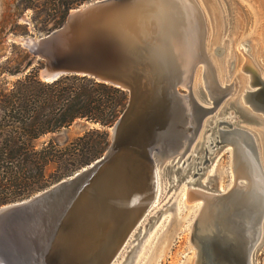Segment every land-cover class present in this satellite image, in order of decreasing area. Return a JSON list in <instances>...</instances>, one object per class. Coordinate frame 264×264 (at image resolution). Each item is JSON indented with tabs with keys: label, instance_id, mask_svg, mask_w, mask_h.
I'll use <instances>...</instances> for the list:
<instances>
[{
	"label": "water",
	"instance_id": "water-1",
	"mask_svg": "<svg viewBox=\"0 0 264 264\" xmlns=\"http://www.w3.org/2000/svg\"><path fill=\"white\" fill-rule=\"evenodd\" d=\"M206 34V16L198 0H95L70 9L63 24L47 35L20 39L45 61L39 72L42 80L84 75L129 94L127 107L111 127L112 143L101 158L27 199L0 206V234L35 228L31 264H112L152 209L157 175L171 181V189L191 170L195 177L203 169L205 160L197 156L191 155L184 169L174 163L162 169L161 160L179 152L177 134L190 137L183 142L187 146L195 140L201 118L211 115L229 91L216 81L205 50ZM192 42H198L203 58L191 65L189 82L182 83L174 55ZM200 65L204 79L208 71V83L223 90L212 94L205 83L208 93L200 96L208 99V107L191 92H178L180 86L191 91ZM176 98L186 106L179 112L177 128L171 121ZM191 102L194 109L187 106ZM231 107L240 119L259 122L258 114L264 115V80L254 76ZM227 119L210 123L211 135H218V141L202 143V158L230 147L235 171L249 146L252 166L264 181L253 135L235 117ZM238 138L243 145L236 142ZM237 188L234 184L205 192L189 187L191 199L201 197L208 205L190 225L196 264H255V254L264 244V202L260 204L264 199L243 194L230 206L233 212L220 211ZM194 190L202 193L196 195ZM0 264H6L1 253Z\"/></svg>",
	"mask_w": 264,
	"mask_h": 264
},
{
	"label": "rangeland",
	"instance_id": "rangeland-1",
	"mask_svg": "<svg viewBox=\"0 0 264 264\" xmlns=\"http://www.w3.org/2000/svg\"><path fill=\"white\" fill-rule=\"evenodd\" d=\"M198 1L206 16L205 50L213 63L218 85L229 91L225 92L221 104L211 115L206 114L201 118L199 127L194 133L195 140L177 167L181 169L185 167L189 159L192 160V156L201 157L200 160H205V165L195 177L191 170L179 182H173L171 189V181L162 180L160 175L161 186L157 200L133 230L112 264L195 263L196 250L190 242V225L200 211L203 201L191 199L189 194L187 195L188 189L195 187L205 192L213 188L228 189L235 179L230 147H223L205 159L202 158L204 155L202 143L205 142L206 145L211 137L216 140V134L212 136L210 129V123H214L216 119L225 121L228 118L227 120L233 121L230 116L235 117L239 121V126L253 135L264 167V115L258 114L259 122H248L240 119L231 107V103L240 98L254 76L258 75L264 80V0ZM56 14L57 11L53 9L51 0H41L36 8L26 7V1L23 0H0V91L11 88L24 73L29 71L27 69L22 74L2 72L7 57L15 58L19 45L24 46L20 39L41 37L50 33L55 29V20L58 18L53 17ZM39 60L41 59L36 57V62ZM16 65V58L10 60L11 69ZM206 79V77L204 79V68L200 65L196 69L191 91L180 86L178 92L181 95L191 92L200 103L208 107V99H202L200 96L202 93L206 95L208 93ZM223 126L224 124L221 125ZM94 128L101 129L97 123L77 119L68 127L39 137L35 144L41 148L53 140L60 147H64ZM106 130L109 132L111 144L112 128ZM179 158L180 155H177L175 161ZM185 160L187 161L184 165ZM169 163H171L170 158L164 159L162 169ZM56 170L57 166L52 164L47 168L46 173L52 177ZM192 180L194 182L189 183ZM55 183L57 181L47 188ZM34 235L36 234L33 227L12 229L8 233L0 234V253L5 263L31 264L36 248ZM254 263L264 264V244L256 252Z\"/></svg>",
	"mask_w": 264,
	"mask_h": 264
},
{
	"label": "trees",
	"instance_id": "trees-1",
	"mask_svg": "<svg viewBox=\"0 0 264 264\" xmlns=\"http://www.w3.org/2000/svg\"><path fill=\"white\" fill-rule=\"evenodd\" d=\"M36 8L41 0H23ZM57 14L54 27L63 24L70 9L92 0H51ZM28 32V30H27ZM17 65L4 61L3 73L22 74L11 88L0 91V206L16 202L73 175L101 158L110 144L109 132L127 107V91L92 77L62 75L44 81L39 72L45 61L19 45ZM77 119L99 124L64 147L50 140L41 148L35 141L70 126ZM104 128V129H102ZM56 165L54 176L46 171Z\"/></svg>",
	"mask_w": 264,
	"mask_h": 264
},
{
	"label": "bare ground",
	"instance_id": "bare-ground-1",
	"mask_svg": "<svg viewBox=\"0 0 264 264\" xmlns=\"http://www.w3.org/2000/svg\"><path fill=\"white\" fill-rule=\"evenodd\" d=\"M93 1H95V0L89 1V3L93 2ZM86 4H88V3H84L82 5H86ZM119 27L121 29L123 28L122 25H119ZM190 35H191V32H190ZM201 58H203V57H201V55H200V45L198 44V42L190 43V45L187 46L184 51H181L177 56L174 55V59H175V62L177 64V67H178L177 68V77H179V79L182 81V83H188L189 82L190 73H191V65L194 62L199 61ZM194 75H195V73H194ZM194 75H193L192 80H194ZM205 77L207 78L206 79L207 88L210 89L212 94H219V91L223 92V90L221 88H219L216 84L214 85V84H210V83L207 82L208 81V71H206ZM241 100H242V103H244L243 102V97H242ZM175 103H176V105L173 106V107H174V112L176 113V116L172 117L171 121H172V124L174 125V127L177 128L178 125L179 126L181 125V121L179 120V118H177V117H179V112L182 113V111H184L186 106H184V101L181 100L180 98H176ZM187 106L189 108L194 109L192 102L189 105H187ZM230 119L234 120L233 116H230ZM217 137H218V135H217ZM217 137H216V140L218 141ZM177 138L179 139V142H180V144H179V152L177 154H175L174 156H170L169 157L171 159V163H174L176 165V167H177V165H179L181 163V160L184 157L185 153L188 151V149L190 148V146L194 142V141L191 142L188 146L186 145L187 144L186 142L183 143L186 138H190L186 134L183 135V136H180V135L177 134ZM212 139L213 138L211 137L210 138V142H207L206 145L211 144L212 143ZM239 140H240V142L243 145L244 140L242 138H238V140L236 142H238ZM244 147H245V145H244ZM249 151L250 150H249V146H248V147H246V150L244 151L245 152L244 155H246V158L238 161V163H237L238 166L235 167V171H234V178L235 179H234L233 185L235 184V186L236 185L238 186V188L236 190V194H235L234 197L232 196L233 198L232 197L229 198L221 206L220 211H222V210H224L226 208L227 210L233 212L234 208H230V206L233 205L235 200L241 199V196L243 194H252V193H254V194H257L259 196V198H263L264 199V181L259 178V174L256 172L255 167L252 166L253 163H252V159H251V155H250ZM177 155H180V158L177 161H175ZM169 158H167V159H169ZM161 161L163 163L164 159H162ZM186 161L187 160L184 161V163H183L184 165H185ZM190 161L191 160L189 159V162ZM185 167H183L182 169H184ZM236 176H241L242 179L237 178ZM160 179H161L160 178V174H158L157 178H156L155 194H154V198H153V200L151 202L152 206H153L154 202L157 200L156 198L159 195V190H160V186H161L160 185L161 184L160 183ZM199 193H202V192H200L198 190H194V194L198 195ZM188 194H189V192L187 193V195ZM199 199H202V198L200 197ZM202 201H203V199H202ZM263 202L264 201L261 200L260 204H262ZM200 207H201V209H200L199 213H201L203 211L204 207H208V205H207V203H204V201H203V203L200 205ZM197 217H198V215H197ZM205 218L208 221V210H207V215L205 216ZM194 264H196V261H195Z\"/></svg>",
	"mask_w": 264,
	"mask_h": 264
}]
</instances>
